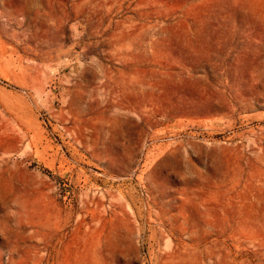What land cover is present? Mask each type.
Listing matches in <instances>:
<instances>
[{"label": "rangeland", "instance_id": "374dc122", "mask_svg": "<svg viewBox=\"0 0 264 264\" xmlns=\"http://www.w3.org/2000/svg\"><path fill=\"white\" fill-rule=\"evenodd\" d=\"M259 155L245 0H0V264H264Z\"/></svg>", "mask_w": 264, "mask_h": 264}, {"label": "bare ground", "instance_id": "6f19581e", "mask_svg": "<svg viewBox=\"0 0 264 264\" xmlns=\"http://www.w3.org/2000/svg\"><path fill=\"white\" fill-rule=\"evenodd\" d=\"M253 7L254 10L259 11L261 14H264V4L260 0H245ZM219 5V4H218ZM198 33V32H197ZM201 33V32H200ZM194 35V34H193ZM195 36V35H194ZM198 36V35H197ZM195 40V39H193Z\"/></svg>", "mask_w": 264, "mask_h": 264}, {"label": "crops", "instance_id": "0c3cea01", "mask_svg": "<svg viewBox=\"0 0 264 264\" xmlns=\"http://www.w3.org/2000/svg\"><path fill=\"white\" fill-rule=\"evenodd\" d=\"M263 156H264V155H259L257 159H258L259 161H261V164H262V166L264 167V157H263Z\"/></svg>", "mask_w": 264, "mask_h": 264}]
</instances>
